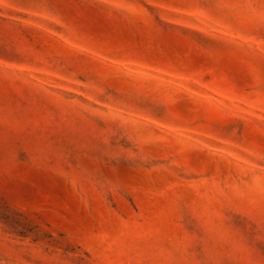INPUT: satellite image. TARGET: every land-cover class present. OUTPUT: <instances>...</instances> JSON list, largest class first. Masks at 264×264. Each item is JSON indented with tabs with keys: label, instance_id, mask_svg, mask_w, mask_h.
<instances>
[{
	"label": "rangeland",
	"instance_id": "rangeland-1",
	"mask_svg": "<svg viewBox=\"0 0 264 264\" xmlns=\"http://www.w3.org/2000/svg\"><path fill=\"white\" fill-rule=\"evenodd\" d=\"M0 264H264V0H0Z\"/></svg>",
	"mask_w": 264,
	"mask_h": 264
}]
</instances>
